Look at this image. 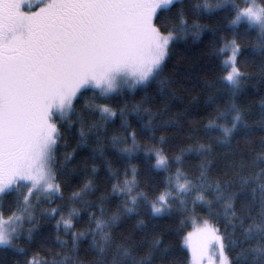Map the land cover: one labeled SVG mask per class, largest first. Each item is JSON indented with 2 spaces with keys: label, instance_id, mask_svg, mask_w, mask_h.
<instances>
[{
  "label": "snow or ice",
  "instance_id": "obj_1",
  "mask_svg": "<svg viewBox=\"0 0 264 264\" xmlns=\"http://www.w3.org/2000/svg\"><path fill=\"white\" fill-rule=\"evenodd\" d=\"M0 264H264V0H0Z\"/></svg>",
  "mask_w": 264,
  "mask_h": 264
},
{
  "label": "trees",
  "instance_id": "obj_2",
  "mask_svg": "<svg viewBox=\"0 0 264 264\" xmlns=\"http://www.w3.org/2000/svg\"><path fill=\"white\" fill-rule=\"evenodd\" d=\"M178 47L180 52L186 57V59L182 62V68L184 65L189 63L194 67H198L203 62L201 59L203 46L199 42L193 43L190 41L188 44L181 42ZM258 98L259 97H257V99ZM185 251L187 252L186 248Z\"/></svg>",
  "mask_w": 264,
  "mask_h": 264
},
{
  "label": "rangeland",
  "instance_id": "obj_3",
  "mask_svg": "<svg viewBox=\"0 0 264 264\" xmlns=\"http://www.w3.org/2000/svg\"><path fill=\"white\" fill-rule=\"evenodd\" d=\"M28 2L31 4H36L37 0H28Z\"/></svg>",
  "mask_w": 264,
  "mask_h": 264
}]
</instances>
